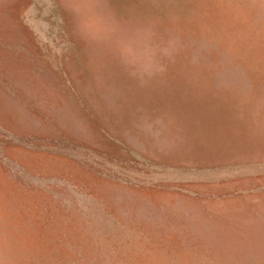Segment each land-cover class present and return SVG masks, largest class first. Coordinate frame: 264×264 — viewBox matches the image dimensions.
<instances>
[{"label":"rangeland","instance_id":"374dc122","mask_svg":"<svg viewBox=\"0 0 264 264\" xmlns=\"http://www.w3.org/2000/svg\"><path fill=\"white\" fill-rule=\"evenodd\" d=\"M220 220L222 255L188 232ZM235 263L264 264V0H0V264Z\"/></svg>","mask_w":264,"mask_h":264},{"label":"crops","instance_id":"0c3cea01","mask_svg":"<svg viewBox=\"0 0 264 264\" xmlns=\"http://www.w3.org/2000/svg\"><path fill=\"white\" fill-rule=\"evenodd\" d=\"M196 215V217L195 218H193V219H201V218H203V217H205V215L206 214H204L203 212H198L197 214H195ZM226 219V218H225ZM210 222H212V224H213V226L211 227V224H209ZM220 223H222V220H220L218 223H216V222H214V221H206V222H204L203 224H204V227H200V228H192V229H190V230H188V232L189 233H194V231H195V229L197 230V232H199L198 233V235L199 236H203V234H204V231H205V229L207 228V230H209V229H213V228H216L217 230L219 229V231H222V232H224L223 233V235L225 234V228H224V226L223 225H218V224H220ZM211 227V228H210ZM223 237V240H221V242H217L216 243V247H217V252L220 254V255H222V252H223V250H224V248H223V246H225V245H227V243H228V241H227V239H226V236L224 235V236H222ZM226 244H225V243ZM213 246H215V245H212L211 246V248L210 249H212L213 248ZM209 249V250H210ZM227 249V248H226ZM208 250V251H209ZM207 251V252H208ZM207 252H205V253H207ZM202 255H204V254H202ZM219 258V257H218ZM219 263H222V262H219ZM236 264V263H235Z\"/></svg>","mask_w":264,"mask_h":264}]
</instances>
